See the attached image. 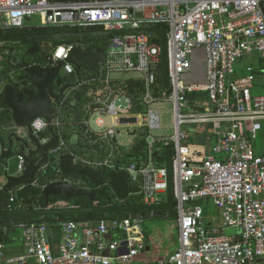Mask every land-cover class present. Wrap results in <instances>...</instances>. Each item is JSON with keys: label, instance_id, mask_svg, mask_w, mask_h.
<instances>
[{"label": "built area", "instance_id": "built-area-1", "mask_svg": "<svg viewBox=\"0 0 264 264\" xmlns=\"http://www.w3.org/2000/svg\"><path fill=\"white\" fill-rule=\"evenodd\" d=\"M264 0H0V30L21 29L25 21L38 16L44 27L77 28L97 25L101 30L163 28L166 36L168 87L162 86L159 35L122 34L104 38L105 59L98 64L99 74L86 67L79 76L75 67L65 63L63 71L81 87L74 101L82 110V141L86 146L104 150L101 159L74 152L61 128L69 123L63 105L55 108L53 125L61 138L51 152L56 159L67 152L74 161L98 169L124 170L128 174L129 197L140 204L159 205L166 201L165 151H171L174 217L178 226V247L166 257L151 262L140 257L145 249L142 230L145 215L101 219L82 229L75 221L59 222L62 241L59 255L51 253L46 225L35 222H0V258H5L2 235L8 226L22 232L26 250L3 264H264V154L255 152L252 140L264 121V67L252 64L236 75L234 65L245 55L264 60ZM77 43L57 46L51 63L68 57ZM202 50V60L196 59ZM202 63L200 78L192 74V62ZM263 84L256 90V73ZM132 74L142 85V105L131 111L122 98L126 83L116 75ZM98 87L100 96L88 97L85 88ZM80 94V95H79ZM191 94H204L190 98ZM79 95V96H78ZM129 96V97H127ZM158 102L171 104L172 134L152 135L161 129ZM186 109H192L191 112ZM69 113V110L66 112ZM136 119L120 123L121 118ZM139 128L135 141L124 148L115 139V128ZM206 125L203 140L181 129L183 125ZM48 122L35 118L32 133L45 140ZM142 161L125 160V155L142 138ZM201 138V137H200ZM214 142L211 144V142ZM163 152L161 161L158 157ZM18 156L13 175L24 171ZM3 182L0 180V190ZM106 185V184H105ZM14 192L9 191L6 210L14 208ZM115 199V198H114ZM214 207V212L207 210ZM226 229H235L230 235ZM117 235L107 243L102 236Z\"/></svg>", "mask_w": 264, "mask_h": 264}, {"label": "water", "instance_id": "water-1", "mask_svg": "<svg viewBox=\"0 0 264 264\" xmlns=\"http://www.w3.org/2000/svg\"><path fill=\"white\" fill-rule=\"evenodd\" d=\"M261 8L263 10L262 6ZM27 27L31 28L30 31L0 33V43L17 42L31 44L24 51L18 63L22 77H10V85L6 84L7 81L0 80V95L3 103V105L0 103V111L6 108L10 112V124L8 126L0 125V165L4 166L3 175L0 174V180L1 176L3 177V181L1 180L3 182L2 189H14L33 181L35 173L47 164L51 152L59 146L61 135L58 128L53 125L55 107L52 101L62 99L64 90L75 87L77 84L57 85V79L66 75V72L63 71L65 63L74 65L78 76L82 67H86L89 71L98 74V64L105 59V52L100 51L97 47V43L101 39L122 34L159 35L162 86L164 89L168 87L166 36L163 28L52 31L45 30L44 26L40 23ZM82 38H92L95 40L83 48L79 46L72 47L68 57L65 60H60L56 65H51L50 67L41 65L38 62H32L28 57L35 56L38 53L39 42ZM35 118H44L48 122V137L45 140L36 137L30 129L31 122ZM135 122L136 119L134 117L120 119V123L122 124ZM77 144L80 146V143ZM18 156L24 160V171L20 175H13L14 171L11 172L10 169L13 163H16ZM55 160L57 173L60 178L43 186L42 190L45 201L50 196L62 195L65 199L87 197L90 202H93L97 190L107 183L118 203L62 207H49L45 205L32 209L13 210H3L0 208V218L78 215L84 213H145L150 211L161 214L164 211H173L174 209L170 150L165 151L166 201L159 205L125 203L129 197V188L127 183L128 174L124 170H106V167L98 169L94 166L75 162L74 156L67 152L60 154ZM78 172L83 173L85 181L93 188L92 191H89L87 187H75L73 185L69 177Z\"/></svg>", "mask_w": 264, "mask_h": 264}, {"label": "trees", "instance_id": "trees-1", "mask_svg": "<svg viewBox=\"0 0 264 264\" xmlns=\"http://www.w3.org/2000/svg\"><path fill=\"white\" fill-rule=\"evenodd\" d=\"M24 28L25 27H23L21 29H5V30H0V31H1V33L2 32L10 33L13 31L24 30ZM96 28H99V26L88 25L85 28H82V30H90V29H96ZM44 29L45 30H52V31L77 30V28L64 29V28H50V27H44ZM103 40L105 41V39H101V41H99L97 43V47L99 48L100 51L104 50V42H102ZM80 41H82V40H80V39L52 40L50 52L47 54L48 55V61L51 62L52 52L57 46L62 45V44L77 43ZM5 79H7L6 84L10 85V81H9V78L7 77V75L1 76V74H0V80L6 81ZM135 84H136V88H134L133 90L137 91L136 93H138L141 91L142 85L140 82L135 83ZM85 90H86V88H85ZM200 96L203 97L202 94H200V95L199 94H191L190 98H201ZM0 103H1V105H3L1 95H0ZM9 120H10V112L8 111V109L4 108L2 111H0V125L8 124ZM65 126H68V124ZM78 126H81V125H78ZM45 134L48 135V132L46 131ZM142 135H143L142 138L141 137L138 138L136 145L130 151H128L126 153L125 160H135L137 162H140L143 160L144 149H145V146H144L145 145V142H144V135L145 134L142 133ZM63 138L65 140H67L66 133H63ZM79 151H80V149H79ZM158 156H159L158 158L162 161L163 157H164L163 152L161 154H159ZM15 167H16V163H13V165L10 169L11 172H13L15 170ZM58 177H59V174L57 173L55 157L53 155H50L47 164L42 169L38 170L35 173L33 181L23 185L21 188L17 187V188L13 189V190H15V192H14V196H15L14 197V203H12L13 207L17 208V209H23V208L24 209H32V208H37V207H43L45 205L48 206L52 200H55L58 197L65 200L66 206H87L86 197L65 199L62 195L50 196L47 201H45V198L43 196V201L41 202V205H39V203H40L39 200L37 199V197L34 194H32L30 192V190H32V189L41 190L40 188H42L46 184H48L52 181L58 180ZM69 179H71V181L73 182V185L75 187H88V185H89L85 181L84 175L82 172H78L77 174L71 175L69 177ZM77 183H79V184L76 185ZM10 190L11 189L0 190V208L3 210L7 209L8 197H9L8 193ZM129 190L130 191L132 190V187L130 185H129ZM42 195H43V190H42ZM113 200H114L113 193L111 192L109 186L105 185V186L101 187V189L97 190L96 199L94 201L97 205H107V204L117 203V201L114 202ZM83 202H85V203H83ZM125 203H127V204H140L141 200L137 197L130 196L125 201ZM163 213H161V214L155 213L151 217L162 215ZM168 213H171L170 215L175 219L173 211L172 212L168 211ZM138 214H141V213H137V212L115 213L114 212V213H84V214H78V215L68 214V215L26 216V217H11V218L4 217V218H0V222L3 224H5V223L8 224V222H10V221L26 222V223L35 222L38 224L52 225V224L57 223V222L59 223L61 221L72 220V221H75L77 224H79L80 226L83 227V225H85V226L89 225L88 223L95 225L96 223L99 222V220H101L103 218L104 219H114V218L133 217V216L138 215ZM147 217H150V216L145 215L143 218V223H144L145 218H147ZM19 231L20 230H18L16 228H12V227L8 226L5 234L2 235L3 242L7 243L11 238L17 237L18 236L17 234L20 233ZM143 234H144V243L146 245V240H147L148 235L144 231H143ZM144 251H145V249H144ZM5 254H6V251H5ZM19 255H22V254H19ZM19 255H12V256L15 257V256H19Z\"/></svg>", "mask_w": 264, "mask_h": 264}, {"label": "crops", "instance_id": "crops-1", "mask_svg": "<svg viewBox=\"0 0 264 264\" xmlns=\"http://www.w3.org/2000/svg\"><path fill=\"white\" fill-rule=\"evenodd\" d=\"M29 20H31V18L27 19L25 21V25H26V27L24 28L25 31H30V29H31V28L27 27L30 24V23H28ZM96 29L101 30L100 28H96ZM0 33H1V31H0ZM2 33H4V32H2ZM84 39H89V41L85 43ZM80 40H82L79 42L80 44L87 45V44H90L91 42H93L94 39L82 38ZM245 67H244V69H242L240 71L241 74L245 73ZM255 67L261 68L264 66L258 65ZM12 72L13 71L10 72V70L7 71V75H10ZM203 72H204L203 64L197 62L196 59H193V62H192L193 77L196 79L200 78L202 76ZM93 74L98 76L99 73L98 74L93 73ZM125 75H127V74L116 75L115 77H118L122 83H123V81L126 83V87H124V89L122 91L128 92V94H130L132 96V98L127 96V97H129V99L122 98V99H124V102H122V100L120 102L125 106H129L131 111H135L136 107H140L142 105V101H141L142 100V90L138 93H136L137 91L133 90L134 88H136L135 83L140 82V80H138V77H135L136 75H130V76H125ZM256 76H257L256 77V87L257 88H256L255 92L258 91L257 90L258 87H260L263 84V79L261 77L262 75H260V73L258 72V73H256ZM11 78H13V77H11ZM91 90H92V94L90 96L87 95L88 97H93L94 95L100 96L99 95L100 90L98 89V87L93 86ZM202 95L204 97V94H202ZM77 104L78 103L76 101L72 100L70 102L69 113H67V115L69 117L68 128H71V131L75 132L76 136H77L76 144L70 146V148L72 151L80 152V153H82V151L84 149L92 158L101 159L104 156V152H105L104 150H98V149H96L97 147L86 146L85 143L82 141V138H81L82 127L78 126L76 123V121L82 119V110L79 108V106ZM9 124H10V120H9V123L6 125L8 126ZM127 126H132V124L127 125ZM62 132L66 133L64 130H62ZM47 136L48 135L45 134V137H47ZM62 137H63V135H62ZM66 141L68 142V140H66ZM198 141L203 143V145H206V148L208 151V145H210V143H207L206 140L202 141V139L198 138V137L196 139H194V143H197ZM253 141H254V139L252 140V144H253ZM213 142H214V140L211 142V144ZM77 143H80V146ZM201 143H197V144H201ZM253 148H254V145H253ZM79 149H80V151H79ZM254 150H255V148H254ZM255 152H256V150H255ZM105 184L107 185V183H105ZM105 184H103V185L105 186ZM87 188L89 189V191H90V189L93 190V188H91V186H89V185ZM114 198H115V196H114ZM113 201L114 202L117 201V203H118V200L116 198ZM209 210L212 211V207L207 210V213ZM211 211H209V212H211ZM175 223H176V221H175ZM81 227L82 226H80V228H79L80 231L78 232V238H79L80 242H83L84 238H83V234L81 231H82L83 227H85V225H83L82 228ZM174 228L176 229V235L172 234L171 236H169L167 238V241L165 239L159 243L158 241L153 240V238L151 239V238L147 237L146 245H145V251L142 253V255L140 257H143V258H146L148 260L153 261L155 258L166 257V256L170 255L171 253H173L178 247V226H177V223L175 224ZM19 232L20 233L17 234L18 235L17 237L11 238L7 243L4 242L6 254H5V258H0V264H3L6 260V258L14 257L12 255H19V254H23L25 252L26 247H25L24 238H23L22 232L21 231H19ZM45 235L47 237V241H48L51 253L55 256L59 255V253H60L59 246H60V243L62 241V231H61L59 223L57 222V223H54L52 225H46ZM116 237H117V235L110 233L108 235L102 236L101 238H102V241L104 243H107L110 239H114ZM15 257H17V256H15ZM12 264H16V263H12ZM28 264H37V263L33 259H30Z\"/></svg>", "mask_w": 264, "mask_h": 264}, {"label": "rangeland", "instance_id": "rangeland-1", "mask_svg": "<svg viewBox=\"0 0 264 264\" xmlns=\"http://www.w3.org/2000/svg\"><path fill=\"white\" fill-rule=\"evenodd\" d=\"M29 26H32L34 24H39L42 23L41 20L39 19L38 16H34L31 18V20L28 21ZM89 39H85V43L88 42ZM104 42V40L102 41ZM101 43V42H100ZM50 52V50H49ZM34 56V55H33ZM196 59L202 60L204 57L203 51L200 50L196 54ZM36 57V58H35ZM35 57H30L32 62H39L40 57L35 56ZM15 55L13 56L14 59ZM17 58V57H16ZM35 58V59H34ZM13 62V60H11ZM15 62V59H14ZM5 64V63H3ZM248 64H252L254 67L255 66H264V60L258 59L255 55H245L244 57L238 59L234 65L236 75H240V71L244 69V67ZM4 69V70H3ZM2 72H0L1 76L2 75H7V71L10 70L13 71L10 75H7L8 78L10 77H15V75L21 70L17 69L15 66L11 65L9 66L8 63L4 65ZM82 72L84 75L87 74V71L85 68H82ZM132 74H127L125 76H130ZM7 81V79H5ZM14 81V79H12ZM85 93L87 95L92 94L91 88L85 90ZM122 102H124V99H122ZM155 108H158L159 110V117H160V125L161 129L159 130H154L152 132V135H165L168 136L172 134V129H173V114L171 110V104L168 102H158L153 105ZM187 111L191 112L192 109H186ZM262 123V129L258 131L256 138L253 141L254 148L258 154H264V121H261ZM183 131H186L191 138H194L195 136L198 135V138L201 137L203 139L204 132L206 130V125L198 124V125H189L188 127L186 125H183L181 127ZM61 130H64L67 134V140L70 144H76L77 141V136L75 132L71 131V128H68V126H63ZM139 128L137 126H120L115 128V139L118 143H121L124 148H129L131 143L135 141L137 137ZM201 143V142H197ZM83 155L85 156H90L84 149L82 151ZM3 170L4 166L0 165V174L3 175ZM60 177H58L59 179ZM1 180L3 181V177L1 176ZM77 183L76 185H78ZM39 189H32L30 192L34 194L37 199L39 200V205H41V202L43 201V196L42 195V188ZM84 203V202H83ZM49 207H62L66 206L65 200L61 198H56L55 200H52L49 205ZM214 207H212V212H214ZM172 212V211H171ZM171 213H168V211H164L162 215H158L155 217H147L144 220V223L142 225L143 231L148 235L149 238H153V240L158 241L159 243L162 242V240L167 241V238L169 236L176 235V229L174 228L175 226V219L170 215ZM174 228V229H173ZM235 229H226L225 233L227 235L235 233Z\"/></svg>", "mask_w": 264, "mask_h": 264}, {"label": "flooded vegetation", "instance_id": "flooded-vegetation-1", "mask_svg": "<svg viewBox=\"0 0 264 264\" xmlns=\"http://www.w3.org/2000/svg\"><path fill=\"white\" fill-rule=\"evenodd\" d=\"M90 30H94V29H90ZM19 32H26V31L20 30V31H13L10 33H19ZM30 45L31 44H28V43L27 44H25V43L21 44V43H17V42H2V43H0V72H2L4 70L3 68H4V65L6 63H8L9 66L13 65L17 69L20 70V65L18 63H19L24 51L28 47H30ZM38 45H39V50H38V53L36 54L37 56L40 57V61L38 63L41 65H47L49 67L51 65H56V64H52L51 62L48 61V55L47 54L49 53V50L51 49L52 41L39 42ZM14 55H15V58H14L15 62H14V59H11V58H13ZM28 57L32 58L34 56H28ZM11 60H13V62ZM3 63H5V64H3ZM75 74H77L76 69H75ZM20 77H22L21 72H19L15 75V78H20ZM77 80H78V78H75L73 76V74L72 75L66 74L64 77L57 79V85L77 84ZM80 89H81V87H78L76 85L75 87H71V88L64 90L63 98L58 99V100H53L52 101L53 106L56 108L57 106L62 104L64 113L66 115L67 114L66 112L70 108V102L77 98V97L75 98V95L80 93L79 92V91H81ZM57 93H58V91H57ZM63 126H65V125H63ZM90 191H92V190L90 189ZM86 199H87V201H86L87 206L91 205V204L97 205L94 201L96 199V195L94 197L93 202H90L87 197H86Z\"/></svg>", "mask_w": 264, "mask_h": 264}]
</instances>
